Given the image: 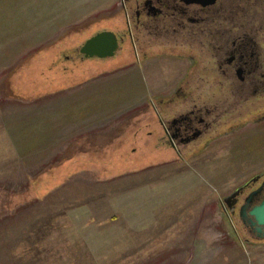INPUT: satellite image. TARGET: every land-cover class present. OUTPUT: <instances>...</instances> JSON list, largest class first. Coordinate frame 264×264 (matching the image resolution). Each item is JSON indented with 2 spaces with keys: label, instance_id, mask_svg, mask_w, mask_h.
Listing matches in <instances>:
<instances>
[{
  "label": "rangeland",
  "instance_id": "374dc122",
  "mask_svg": "<svg viewBox=\"0 0 264 264\" xmlns=\"http://www.w3.org/2000/svg\"><path fill=\"white\" fill-rule=\"evenodd\" d=\"M115 1L0 0V264H264L221 203L264 174V123L160 145L153 98L184 66L75 58Z\"/></svg>",
  "mask_w": 264,
  "mask_h": 264
},
{
  "label": "flooded vegetation",
  "instance_id": "af4514ba",
  "mask_svg": "<svg viewBox=\"0 0 264 264\" xmlns=\"http://www.w3.org/2000/svg\"><path fill=\"white\" fill-rule=\"evenodd\" d=\"M122 1V0H121ZM117 35L131 61L168 58L185 70L153 99L160 145L193 158L235 132L264 123V0H123ZM118 10V11H119ZM83 45V44H82ZM75 58L83 62L82 47ZM124 55V52H123ZM168 147V148H169ZM264 181L250 185L235 205ZM242 229L260 244L253 229Z\"/></svg>",
  "mask_w": 264,
  "mask_h": 264
},
{
  "label": "water",
  "instance_id": "95a60500",
  "mask_svg": "<svg viewBox=\"0 0 264 264\" xmlns=\"http://www.w3.org/2000/svg\"><path fill=\"white\" fill-rule=\"evenodd\" d=\"M121 2L123 3V0ZM118 49L117 35L112 31L105 30L87 39L83 43L80 53L85 55V58L108 59L114 57ZM263 177L264 174L254 176L222 199L221 203L226 207L230 217H235V205L238 204L239 197L250 185L256 184ZM237 216L242 224H247L249 228L253 229L258 240L264 241V181L244 198Z\"/></svg>",
  "mask_w": 264,
  "mask_h": 264
},
{
  "label": "crops",
  "instance_id": "0c3cea01",
  "mask_svg": "<svg viewBox=\"0 0 264 264\" xmlns=\"http://www.w3.org/2000/svg\"><path fill=\"white\" fill-rule=\"evenodd\" d=\"M120 1L121 0H116L115 1V3H119L120 4ZM114 2V1H113ZM113 2L111 3L110 1H106V2H103V3H101V4H113ZM114 3V4H115ZM93 4V3H92ZM97 11V10H96ZM115 15H119V16H117L115 19H113L112 20V22H113V25H112V29H122L121 27H122V22H123V14H122V12L119 10V11H117V13L115 14ZM114 15V16H115ZM121 16H122V18H121ZM113 17V16H112ZM111 17V18H112ZM110 19V18H109Z\"/></svg>",
  "mask_w": 264,
  "mask_h": 264
}]
</instances>
